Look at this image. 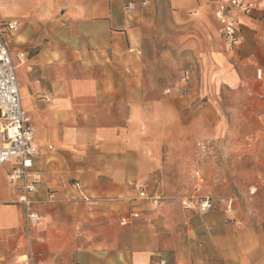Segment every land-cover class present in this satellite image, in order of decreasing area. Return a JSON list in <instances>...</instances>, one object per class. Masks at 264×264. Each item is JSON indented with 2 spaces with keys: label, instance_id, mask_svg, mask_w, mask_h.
<instances>
[{
  "label": "crops",
  "instance_id": "1",
  "mask_svg": "<svg viewBox=\"0 0 264 264\" xmlns=\"http://www.w3.org/2000/svg\"><path fill=\"white\" fill-rule=\"evenodd\" d=\"M147 1L127 15L126 0H0V22L19 25L6 39L40 149L33 169L42 178L31 209L41 222L30 237L42 264H158L165 258L167 264L253 263L255 233L229 223L222 209L198 214L177 205L152 207L127 182L143 183L150 195H172L184 169L204 174L203 165L215 161L213 154L191 153L221 134V88L250 85L235 66H262L256 20L264 1L251 16L238 17L242 42L232 65L212 16L222 0H163L174 26L193 28L194 39L177 41L196 60L197 74L184 92H165L157 77L144 76L140 15ZM11 168L0 165V257L6 260L24 256L27 244ZM131 211L139 217L121 226L120 217ZM181 237L188 259L176 260L170 247Z\"/></svg>",
  "mask_w": 264,
  "mask_h": 264
},
{
  "label": "rangeland",
  "instance_id": "2",
  "mask_svg": "<svg viewBox=\"0 0 264 264\" xmlns=\"http://www.w3.org/2000/svg\"><path fill=\"white\" fill-rule=\"evenodd\" d=\"M255 1L257 5L260 2V0ZM169 13L163 0H151L149 7L140 15L143 31L144 76L157 77V87L164 91L165 88H171L184 92L187 89L189 77L197 74L196 60L194 55L190 60L189 54L181 50L177 41L181 38L180 36H186L191 40L195 37L193 28L189 25L174 26L169 19ZM256 21L260 29V36H257L256 40L263 50L259 55V64L263 68L262 77L257 79V66H250L246 62L239 68L236 65L235 68L239 77L248 80L250 85L245 86L244 90L240 88L235 91L228 90L227 86L221 88L217 102L223 111V128L217 138H207L211 139L214 145L216 144V151L213 153L216 159L203 165L204 175L206 173L205 184L199 194L209 195L216 202L215 209H222L229 216V223L241 225L255 233L259 247L253 250L250 260L252 264H264V8L261 17ZM211 42L220 46V41L217 42L214 38ZM221 52L233 65L232 53H226L224 49H221ZM174 64V68L169 67ZM186 71L189 72L188 80L183 86L180 80ZM252 80L253 85H251ZM169 91L168 89L165 92ZM193 153L191 157L197 156L198 152ZM184 170H182L184 176L180 181V188L178 187L177 192L172 195L166 193L163 196V206L177 205L182 208V198L192 195L194 169ZM222 200L231 201L230 213L225 212ZM184 248H186V242L181 237L173 241L169 254H174L176 260L181 257L188 259L186 254L188 252ZM174 257L172 256L170 260L174 261ZM18 260L19 258L15 257L9 260L0 257V264H19ZM162 260L164 264L168 263V259H160ZM221 262L230 264L225 260Z\"/></svg>",
  "mask_w": 264,
  "mask_h": 264
},
{
  "label": "built area",
  "instance_id": "3",
  "mask_svg": "<svg viewBox=\"0 0 264 264\" xmlns=\"http://www.w3.org/2000/svg\"><path fill=\"white\" fill-rule=\"evenodd\" d=\"M148 6L147 0H126L123 10L131 15ZM257 8L255 0H222L215 4L213 14L218 24V35L222 40L223 49L226 53H233L235 48L242 42L240 34L239 16L249 17ZM19 25L16 21L0 22V165L12 164L8 173L10 183L17 185L21 190L18 203L24 207V227L26 233V253L18 260L19 264H42L38 261L36 253L32 248L30 237L31 229L37 227L41 217L31 209V195L36 193L41 182V174L33 169V159L40 154V149L34 144V130L26 111L21 104L16 66L13 63L6 39L7 33L17 31ZM264 45V44H263ZM19 61L23 54H18ZM188 71L182 76L180 83L185 86L188 80ZM257 79L262 77V69L256 70ZM45 102H50L48 95H44ZM200 158L209 157L214 153L215 145L211 139H205L198 145ZM51 149V147H49ZM194 180L193 193L181 200V206L185 210L204 213L216 208V202L206 194H199L205 184V177L201 169L192 171ZM127 185L132 187L137 198L147 202L152 207H160L163 197L150 195L143 183L139 181H128ZM52 198V195L50 196ZM87 202L89 198L83 197ZM226 213L232 210L230 200H222ZM139 217L137 211L120 217L119 224L126 226L133 219ZM159 264H164L160 261Z\"/></svg>",
  "mask_w": 264,
  "mask_h": 264
}]
</instances>
